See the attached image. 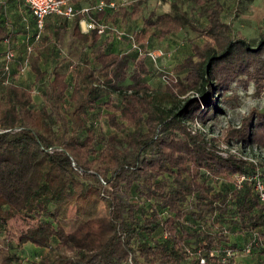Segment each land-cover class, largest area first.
I'll list each match as a JSON object with an SVG mask.
<instances>
[{
    "label": "trees",
    "instance_id": "1",
    "mask_svg": "<svg viewBox=\"0 0 264 264\" xmlns=\"http://www.w3.org/2000/svg\"><path fill=\"white\" fill-rule=\"evenodd\" d=\"M193 1L205 24L175 0L171 11L146 17L133 33L138 43L186 26L204 36L179 64L185 74L164 87L145 79L149 70L138 50H114L98 29L84 31L81 13L46 22L45 29L52 21L54 41L66 52L51 68L41 105L25 85L8 82L1 91L0 69V233L13 217L26 223L17 244L4 238L0 264H22L26 243L35 248L34 264H244L254 233L264 236V201L253 180L239 185L236 179L256 173L259 165L220 153L191 121L208 122L224 112L233 82L253 81L264 90V31L253 44L232 32L220 0ZM141 2L120 7L107 20L138 18ZM3 22L0 14V45L14 36ZM48 39L44 35L29 53L37 81L47 73L42 59H53ZM137 61L139 69L131 72ZM108 93L117 98L102 100ZM102 107L109 132H97L89 120ZM223 130L228 143L262 145L264 109L252 108L240 125L229 122ZM217 180L232 186L218 188ZM101 202L106 215H96ZM72 205L79 221L68 231ZM187 222L200 223L190 228ZM237 233L243 244L232 238ZM258 252L264 246L250 255ZM250 264H264V258Z\"/></svg>",
    "mask_w": 264,
    "mask_h": 264
},
{
    "label": "rangeland",
    "instance_id": "2",
    "mask_svg": "<svg viewBox=\"0 0 264 264\" xmlns=\"http://www.w3.org/2000/svg\"><path fill=\"white\" fill-rule=\"evenodd\" d=\"M120 7L126 6L132 9L133 2L137 0H115ZM141 14L138 18L132 16L119 15L117 18H110L111 22L123 32L134 33L143 27L146 17L156 18L159 14L169 12L172 10V2L175 0H139ZM223 5V18L226 20L234 33L246 35L251 43L255 44L261 32L264 31V0H220ZM182 5L189 15L199 24L207 22L206 16L202 14V10L196 7L193 0H177ZM3 6L0 4V9ZM80 7V6H79ZM5 10V9H4ZM21 10L22 15L20 20L14 17L15 12ZM7 22L6 25L13 30L14 36L0 45V69L1 74V91L5 90V84L14 82L25 85L34 89V99L37 105H41L44 101L42 93L50 77L51 68L55 61L61 56L65 55L66 49L61 43H56L52 35L53 23L47 25L40 38L36 37L35 19L28 6L22 0H18L17 4H7ZM62 21L65 18H61ZM9 21V22H8ZM51 24V25H50ZM44 35H49L47 44L53 47V59H42V67L46 69L47 73L40 80H36V76L29 64V53L33 51L37 44L43 42ZM110 37L112 48L114 50L128 51L131 48V42L127 35L120 37L111 31L103 35V39ZM45 42V41H44ZM204 36L197 30L190 26H186L177 32H173L166 37H160L157 34L147 36L146 40L139 42L143 48L157 50L160 55L155 62L145 55L141 56L143 62L148 68L149 72L144 73L143 76L153 87H164L168 81L181 78L185 74L180 71L179 64L184 61L189 55L193 53L192 43H203ZM88 51L90 49H87ZM47 51H50L47 49ZM72 64L63 65L64 70L70 71ZM138 61L132 64L131 72L139 69ZM130 81V80H129ZM199 97L197 93L189 92ZM228 99L223 100L222 107L224 112L208 122H203L199 119L191 121V127L194 131L200 130L206 134L208 138L216 142L220 153L224 155L235 154L241 158L253 160L258 163L259 169L264 170V142L261 146L259 144L246 146L243 148L241 142L232 141L228 143L223 137V128L229 122L234 125H240L242 118H244L252 108L264 109V90H257L255 83L252 81L248 85L233 82L227 92L225 93ZM109 97L117 98L116 93L106 94L102 100H107ZM201 102V98L199 97ZM107 109L105 107L97 108L90 114L89 120L97 132L112 130L107 116ZM212 180V179H211ZM214 182V180H212ZM215 183V182H214ZM217 187L224 189L229 188L232 184L226 180H217ZM149 203V201H148ZM108 213L103 202L100 203L99 211L96 215H106ZM79 221V216L76 214V206L72 205L69 209L68 215L65 219V226L68 231L72 230ZM200 222H198L199 225ZM26 225L25 221L16 216L10 219L9 227L0 233V250L5 248L4 238L12 239L14 244H17L18 236ZM187 227L195 228L198 225L187 222ZM232 238L243 244L244 239L241 234L237 233ZM16 247V246H15ZM22 259L27 254H30L34 259L36 258V251L31 250L22 251ZM245 259H241L244 264L251 262H258L264 258V253L258 252L255 255H245ZM35 260L25 258L22 264H34Z\"/></svg>",
    "mask_w": 264,
    "mask_h": 264
},
{
    "label": "built area",
    "instance_id": "3",
    "mask_svg": "<svg viewBox=\"0 0 264 264\" xmlns=\"http://www.w3.org/2000/svg\"><path fill=\"white\" fill-rule=\"evenodd\" d=\"M23 1L28 6L35 19L37 38L41 36L42 31L45 29L48 17L64 16L73 18L77 14L81 13L82 18L80 22L84 31H89L96 28L102 35L109 31L118 34L120 37L127 35L131 40L132 48L138 50L139 56L145 55L155 62L159 58L160 53L157 50L151 48L145 49L140 44H138L133 33L123 32L111 21H107L103 17L99 16L102 12L116 9L118 7V3L115 0H96L80 7L77 6L72 0ZM248 179L254 181V189L259 195L260 199L264 201V173L261 170H258L254 174H239L236 181L239 185H241ZM259 246H264V236H260L258 232H256L245 246L244 254L250 255L254 248ZM228 253L231 254L230 250H228ZM202 261H205V258H202Z\"/></svg>",
    "mask_w": 264,
    "mask_h": 264
},
{
    "label": "crops",
    "instance_id": "4",
    "mask_svg": "<svg viewBox=\"0 0 264 264\" xmlns=\"http://www.w3.org/2000/svg\"><path fill=\"white\" fill-rule=\"evenodd\" d=\"M77 6H83V5H86V4H89V3H92V2H94V1H96V0H72ZM18 3V0H0V4H1V6H3L2 7V9H0V14H1V19H4V24H6V22H7V16L8 15H10V13L9 14H7V4H17ZM120 8V6H119V4H118V7L116 8V9H112V10H109V11H105V12H103V14L102 15H100V17H103L105 20H107V18H108V14H112L113 12H115L116 10H118ZM5 9V10H4ZM21 15H22V11L21 10H19V11H17V12H15V14H14V17H15V19L16 20H20L21 19ZM50 17H53V16H50ZM50 17H48V19L50 18ZM55 17V16H54ZM48 19H47V21H48ZM107 21H111V20H107ZM9 22V21H8ZM103 36V35H102ZM24 247H25V250L27 249L28 251L29 250H31L32 252H34V250H35V248H34V246L32 245V244H30V243H26L25 245H24ZM36 257V256H35ZM25 258H27V259H33V257L32 256H30V254H27L26 256H25ZM25 258H23V260L25 259Z\"/></svg>",
    "mask_w": 264,
    "mask_h": 264
}]
</instances>
